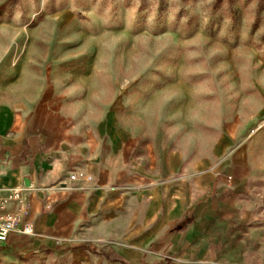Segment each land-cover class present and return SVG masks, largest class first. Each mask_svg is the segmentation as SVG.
<instances>
[{
    "label": "crops",
    "instance_id": "obj_1",
    "mask_svg": "<svg viewBox=\"0 0 264 264\" xmlns=\"http://www.w3.org/2000/svg\"><path fill=\"white\" fill-rule=\"evenodd\" d=\"M32 39L0 31V197L24 189L7 210L34 225L0 242V264H264V209L252 207L254 167L235 135L211 158H152ZM73 169L93 181L47 202Z\"/></svg>",
    "mask_w": 264,
    "mask_h": 264
},
{
    "label": "rangeland",
    "instance_id": "obj_2",
    "mask_svg": "<svg viewBox=\"0 0 264 264\" xmlns=\"http://www.w3.org/2000/svg\"><path fill=\"white\" fill-rule=\"evenodd\" d=\"M0 26L31 33L152 158H211L235 135L264 209V0H0Z\"/></svg>",
    "mask_w": 264,
    "mask_h": 264
},
{
    "label": "built area",
    "instance_id": "obj_3",
    "mask_svg": "<svg viewBox=\"0 0 264 264\" xmlns=\"http://www.w3.org/2000/svg\"><path fill=\"white\" fill-rule=\"evenodd\" d=\"M92 181V175L83 173L78 169H73L68 174L67 181L53 184L47 188L48 197L46 201L54 203L56 202L57 196L65 195L68 190L73 188L75 183H89ZM23 190L21 187H17L12 189L6 197H0V242H6L14 232L25 236L34 234V225L32 222L7 210L11 202L21 200Z\"/></svg>",
    "mask_w": 264,
    "mask_h": 264
}]
</instances>
